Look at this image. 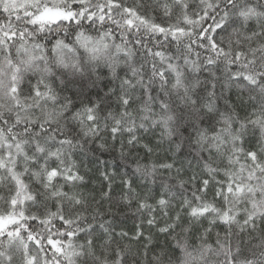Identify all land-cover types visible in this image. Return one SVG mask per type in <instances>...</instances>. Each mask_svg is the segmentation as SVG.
<instances>
[{
    "label": "snow or ice",
    "instance_id": "6c2138e0",
    "mask_svg": "<svg viewBox=\"0 0 264 264\" xmlns=\"http://www.w3.org/2000/svg\"><path fill=\"white\" fill-rule=\"evenodd\" d=\"M0 264H264V0H0Z\"/></svg>",
    "mask_w": 264,
    "mask_h": 264
},
{
    "label": "trees",
    "instance_id": "16d2710c",
    "mask_svg": "<svg viewBox=\"0 0 264 264\" xmlns=\"http://www.w3.org/2000/svg\"><path fill=\"white\" fill-rule=\"evenodd\" d=\"M138 223L139 221L137 217L134 215V212L131 210L127 211L126 215L121 217V226L124 228V230L130 231V233L135 228V225Z\"/></svg>",
    "mask_w": 264,
    "mask_h": 264
}]
</instances>
